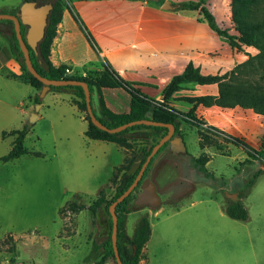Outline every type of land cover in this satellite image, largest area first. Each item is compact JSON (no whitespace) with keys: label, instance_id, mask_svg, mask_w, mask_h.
Returning <instances> with one entry per match:
<instances>
[{"label":"crops","instance_id":"crops-1","mask_svg":"<svg viewBox=\"0 0 264 264\" xmlns=\"http://www.w3.org/2000/svg\"><path fill=\"white\" fill-rule=\"evenodd\" d=\"M180 1L170 0L173 6L164 8L163 3L147 0H73L63 10L50 59L56 66L66 64L72 71L77 70L82 74L101 71L107 65L122 79L132 82L142 94L160 99L171 79L182 73L190 62L199 67L202 74L214 75L232 69L248 58V52H255L253 46H243L242 49L232 47L224 36L211 28L199 10L180 8L177 4ZM214 2L206 0L204 5L214 14L217 25L226 29L228 26L224 15L220 14L219 9L216 11ZM3 31L6 41L0 47V70L7 78L31 86L20 77L23 70L12 52L10 32ZM113 90L110 101L106 93ZM102 92L106 104L113 111L130 110L131 94L125 88L105 87ZM218 92L217 83L187 82L172 95L168 104L188 112L194 103L186 97L217 95ZM68 100L76 106L71 93ZM0 101L5 107H12L10 100ZM24 104L25 101L21 99L20 106ZM41 104L42 108L43 98ZM41 108L37 111L36 121L46 118ZM34 110L35 104L32 101L26 110L21 109L22 114ZM78 112L80 114L81 111L78 109ZM195 114L206 122L205 126H213L242 138L254 148H259L264 140V115L251 108L199 104ZM80 117L88 125L85 116ZM184 123L190 122H182L181 129H184ZM13 129L21 128H0L1 137H12L14 140V136L9 134ZM4 131L8 132L5 137L2 136ZM113 143L115 145L112 149L120 151L124 157L125 150L129 148ZM231 145L236 147L233 143ZM200 149L208 154L211 148L200 145ZM164 156L163 153L155 165L161 164ZM255 164L260 163L255 160ZM219 191L225 196L233 193L225 185H220ZM183 194L175 196L171 202H165V205L161 203L148 209H132L126 214L125 228L129 237L134 234H130L128 229L130 216L138 214L140 220L147 215L149 221L152 212L153 216H157L155 222L150 221L151 235L143 249L142 264H264L262 222L253 223L250 219L245 221L228 216L225 208L229 200L226 203L223 196L219 198L215 194L209 199L195 200L191 204L196 206L211 202L214 205H206L200 211H191L179 206L177 202ZM165 212L166 216L158 220L159 215ZM109 261L112 260L106 263L109 264Z\"/></svg>","mask_w":264,"mask_h":264},{"label":"rangeland","instance_id":"rangeland-1","mask_svg":"<svg viewBox=\"0 0 264 264\" xmlns=\"http://www.w3.org/2000/svg\"><path fill=\"white\" fill-rule=\"evenodd\" d=\"M24 1L0 0V12L11 10L14 6L20 7ZM200 1L206 0H181L177 4ZM253 4V15L261 18L264 15V0H253ZM222 5L224 8H221ZM214 6L224 15L228 26L226 30L238 35L232 16V0H215ZM1 29L11 32L12 27L0 23V47L6 41ZM254 48L255 52H248V57L259 52ZM27 85L7 78L0 70V100H10L12 103V107H5L0 101V128L7 130L23 128L26 124L31 126L25 138L28 153L7 162L0 160V264H96L104 251L93 247V241L100 240V226L94 222L91 211L86 208L60 214L59 209L71 201L91 204L102 187L106 189L108 197L113 196L121 175L117 167L133 155L146 151L151 141L137 135L131 148H123L126 151L123 157L120 151L112 149L115 145L113 142L88 138L85 135L87 123L80 117L86 113L79 114L65 91H49L43 97V107H40L46 118L31 123L32 113L22 114L21 111L29 107L30 97L36 93L34 88ZM27 89H30L29 92ZM114 91L106 93L108 100H112L111 93ZM21 99L25 101L22 106ZM94 104L98 106V100ZM196 122L184 123L182 129L189 154L186 151L174 154L167 149L162 163L155 165L156 162H153L151 165L149 176L156 182L161 203L165 205V202H171L182 193L177 202L191 211L214 205L211 202L191 205L195 200L209 199L214 194L219 198L223 196L227 203L229 197L223 192L221 194L219 186L225 185L231 192L240 187L245 189L247 181L262 168L242 202L249 212L250 221L264 224V163L261 160H258L259 165L255 164V160L242 163L248 157L244 147H233L222 134L204 124L200 135L198 127L194 125ZM206 136L211 142L217 141L219 144L209 146L208 154L200 151L199 144V138L205 139ZM12 139H3L0 132V158L11 149ZM200 155L210 159L206 167L212 173V178L195 168L194 157ZM148 207L152 206H136L134 209ZM166 214L159 215L158 220ZM138 220V214L130 216V234L134 233ZM156 220L157 216H153L152 212L150 221ZM9 234L13 240L8 239ZM13 243L16 245L15 252L10 249ZM262 247L264 251V238ZM108 263L116 264L113 260Z\"/></svg>","mask_w":264,"mask_h":264},{"label":"trees","instance_id":"trees-1","mask_svg":"<svg viewBox=\"0 0 264 264\" xmlns=\"http://www.w3.org/2000/svg\"><path fill=\"white\" fill-rule=\"evenodd\" d=\"M34 1L39 5L50 2L52 7L48 14L43 39L40 41L37 49H33L29 46L33 65L41 75L50 79H79L86 81L91 91V102L94 113L96 117L108 127H116L132 120L153 119L174 124L175 133L184 138L181 129V124L184 121L192 122L196 120L197 122L194 123V125L198 127L199 134L202 135V125L206 122L202 119H198L195 114L196 107L199 104H203L204 106L218 105L227 108L240 106L242 108H251L256 113L264 115V15L261 18L253 15V0H232V16L236 23L238 35L229 33L228 30L220 28L216 23L214 14L204 5L203 1L195 4L190 2L179 4L180 8L199 10L200 14L206 18L211 28L224 36L232 47L241 49L243 45H249L256 47L259 52L255 55L249 54V57L244 62L237 64L232 69L214 75L202 74L199 67L190 62L182 73L175 75L171 79L163 89L160 99H152L142 94L141 91L133 86L132 82L122 79L117 72L107 65H105L101 71H90L87 74H82L77 70L68 73L67 68L70 67L66 64L59 66L54 65L50 59L52 44L57 35L58 24L61 22L63 10L68 7L73 0ZM19 9L20 7H17L11 10H2L1 12L16 14ZM0 23L9 24L12 27L9 38L12 52L20 62L23 70L20 77L38 91V93L30 97V101L34 104L41 103L39 92L42 89L43 83L32 75L26 67L23 52L20 48L13 26V21L1 19ZM27 29V25L22 23L21 30L24 37L27 34ZM1 31L3 30L1 29ZM187 82L196 84L217 83L219 92L217 95L186 97L187 100L194 103V106L188 112H182L170 106L168 100L176 91L182 88L183 83ZM105 87L125 88L131 94L130 110L128 112L113 111L106 104L102 92V89ZM50 90L65 91L73 95L74 104L81 112L86 113L85 119L88 121V125L85 130V135L88 138L116 142L126 148L132 147V142L135 141L137 135L144 136L145 140L151 141L146 151L140 152L138 155H133L128 158L126 162L117 167V172H121V175L119 176V183L113 196L108 197L106 189L102 187L98 191V196L91 204L86 205L71 201L67 206H63L59 209L60 214L64 211L78 212L86 208L90 210L94 222L100 226V240L93 241V247L95 250L103 249L104 251L101 259L96 264H103L110 259L117 264L112 240L114 221L110 212V205L134 181L143 162L146 160L154 145L168 132V127L136 124L120 132L110 133L100 129L91 121L87 113L85 93L81 86H51ZM96 100H98V106L94 104ZM206 127L222 134L226 141L244 147L248 157L242 163L253 162L254 160H261L264 163V140L259 148H254L242 138L230 135L213 126ZM30 130L31 126L29 124H26L21 129L11 130L9 134L14 136L12 147L0 158V160L7 162L28 153L25 147V137ZM6 134L5 131L2 132L3 137H5ZM204 140H206V142H204ZM214 142H211L210 138L206 136L205 139L201 138L199 143L202 147L219 145L217 141ZM167 149L169 150V142L164 143L152 158L139 185L116 207V215L118 218L117 245L124 264H142L141 261L144 256L143 249L151 235L150 221L147 215L142 216L133 236L129 237L125 228L126 214L136 207L135 199L137 193L140 190L142 182L149 176L152 163L159 154H163ZM39 154L40 153H37V155ZM186 154H189L188 151H186ZM208 160L209 159L205 157L203 158L202 155L194 157V166L199 172L212 178V173L206 167ZM261 172L262 168L253 174L247 181L245 189L241 187L238 188L239 197L237 200L229 199L225 208L228 216L245 221L249 220V212L244 206L241 198L250 192ZM116 175L117 173L114 174V176ZM7 237L13 240L11 234ZM10 249L15 252L16 245L13 243Z\"/></svg>","mask_w":264,"mask_h":264},{"label":"water","instance_id":"water-1","mask_svg":"<svg viewBox=\"0 0 264 264\" xmlns=\"http://www.w3.org/2000/svg\"><path fill=\"white\" fill-rule=\"evenodd\" d=\"M147 1L158 2L160 0H147ZM172 6L173 5L171 4L170 0H165L163 3L164 8H171ZM51 7L52 4L50 2L39 5L34 0H26L20 5V9L16 14L10 12H0V20L8 19L13 21L15 33L18 38L20 48L23 52L24 61L28 71L43 83L42 89L39 92V97L42 99L46 95V93L50 91L51 86L78 85L81 86L84 90L86 104H87V113L90 116L91 121L102 130L108 131L110 133H117L126 129L129 126H133L136 124L168 127V132L154 145L151 152L147 156L146 160L143 162L134 181L110 205V212L113 216V221H114L112 240H113V247L115 253V261L117 262V264H124L117 245V233H118V218L116 215L117 205L120 202H122L126 197H128L131 194V192L139 185L141 179L143 178L146 168L148 167L152 158L155 156V154L158 152V150L162 147L164 143L169 142V150L172 151L174 154L185 152L187 150L186 144L184 138L175 133V126L172 123L156 121L153 119H138L123 123L116 127H112V128L108 127L107 125L102 123L94 113L91 102V91L86 81L79 79H50L41 75L36 70L31 59L29 46L32 47L33 49H37L40 41L43 39L47 25V18ZM22 23L27 25L28 27L27 34L25 37L23 36L21 30ZM40 107H41L40 103L35 104V110L31 114V119H30L31 123H35L36 119L38 118L37 111L40 109ZM161 156L162 154H159L154 160V162H157V160ZM227 196L232 200H237L239 194L238 192H233V193H227ZM160 204H161V197L158 193L157 185L150 178V176H148L141 184L140 190L138 191L135 199V205L136 206L150 205L152 207H157Z\"/></svg>","mask_w":264,"mask_h":264},{"label":"built area","instance_id":"built-area-1","mask_svg":"<svg viewBox=\"0 0 264 264\" xmlns=\"http://www.w3.org/2000/svg\"><path fill=\"white\" fill-rule=\"evenodd\" d=\"M67 72H68V73H71V72H73V71H72L71 68H67Z\"/></svg>","mask_w":264,"mask_h":264}]
</instances>
